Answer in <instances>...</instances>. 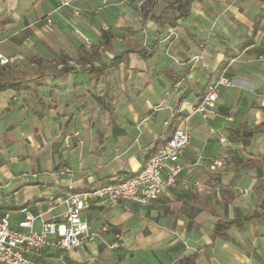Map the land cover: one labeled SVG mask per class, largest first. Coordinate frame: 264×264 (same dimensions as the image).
<instances>
[{
	"label": "crops",
	"instance_id": "crops-1",
	"mask_svg": "<svg viewBox=\"0 0 264 264\" xmlns=\"http://www.w3.org/2000/svg\"><path fill=\"white\" fill-rule=\"evenodd\" d=\"M166 1L84 0L75 18L57 0H0V84L24 86L0 90V215L12 228L26 212L62 222L52 198L132 176L178 126L190 137L173 188L147 206L93 203L81 213L93 240L30 249L36 264H264V220L213 236L264 199V0H194L158 26ZM61 55L74 71L60 73ZM220 76L231 84L215 115L193 113Z\"/></svg>",
	"mask_w": 264,
	"mask_h": 264
},
{
	"label": "built area",
	"instance_id": "built-area-1",
	"mask_svg": "<svg viewBox=\"0 0 264 264\" xmlns=\"http://www.w3.org/2000/svg\"><path fill=\"white\" fill-rule=\"evenodd\" d=\"M82 1L84 0H57L55 10L71 8L73 16L78 18L81 10L77 5ZM46 23H52V20L47 18ZM74 35L82 43L88 44V39L80 30L75 29ZM0 62L5 64L7 60L0 58ZM230 84L227 78L220 76L207 87L194 106L193 113L202 118L215 115L218 89ZM189 138L187 128L178 126L148 157L146 164L132 176L90 190L73 191L69 187L65 195L52 198L48 203L47 213H52L58 206L63 207L62 222L26 212L24 220L16 228H12L9 214H1L0 264H36L27 255L30 249L50 245L69 250L92 241L94 234L90 233L89 225L82 219L81 213L95 202H132L147 206L157 201L164 191L177 184L183 168L179 159L189 144ZM36 220L40 222L37 231L33 229ZM116 246L112 244L109 248Z\"/></svg>",
	"mask_w": 264,
	"mask_h": 264
},
{
	"label": "trees",
	"instance_id": "trees-1",
	"mask_svg": "<svg viewBox=\"0 0 264 264\" xmlns=\"http://www.w3.org/2000/svg\"><path fill=\"white\" fill-rule=\"evenodd\" d=\"M157 0H146V9H151ZM194 0H168L165 2V5L161 11V13L154 17L155 21L157 22L158 26H162L163 24H168L170 26L175 25V21L177 19L185 18L189 13L190 5ZM118 58L113 59V63ZM35 61V60H34ZM56 65H61L60 73L66 74L68 72L74 71V68L68 66L67 64V57L65 55H61L58 60L54 62ZM4 88H10L14 90H20L24 88L21 82H6L0 84V90ZM253 134V131H245L239 137L244 145H247L249 142L250 136ZM252 219H262L264 220V199L259 205V210L255 212L250 217H245L242 221L240 220H232L229 222L219 221L215 225V231L213 232V236L215 237H223L224 232L227 230L228 227L237 225L238 227L241 226L244 222L251 221ZM177 264H195L194 257H184L180 259Z\"/></svg>",
	"mask_w": 264,
	"mask_h": 264
}]
</instances>
